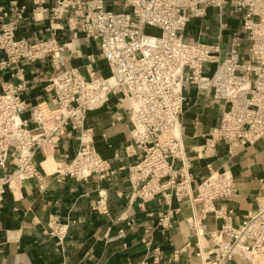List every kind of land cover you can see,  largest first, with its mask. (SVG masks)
Masks as SVG:
<instances>
[{"label": "built area", "instance_id": "2783aa9c", "mask_svg": "<svg viewBox=\"0 0 264 264\" xmlns=\"http://www.w3.org/2000/svg\"><path fill=\"white\" fill-rule=\"evenodd\" d=\"M29 1L35 20L47 17L49 36L17 38L27 7L17 1L11 2L9 10L0 7V70L14 68L12 77L18 80L6 83L0 93V201L24 182L46 184L51 175L37 156L46 160L74 133L79 149L72 160L58 161L56 175L78 181L93 175L111 180L115 172L96 151L86 120L89 112L116 97L133 127L123 152L136 159L129 167L130 204L136 203L150 217V203L165 207L158 212L157 225L169 231L181 213L173 202L188 200L192 208L200 207L187 220L197 234L209 214L224 221L219 230L209 233L214 248L205 255L198 253L202 264H231L236 259L260 263L264 259V195L257 200L256 213L237 226L232 224L225 207L216 204L236 195L235 178L230 170L214 171L208 166L209 176L194 187V157L184 143L181 117L190 87L222 103L218 126L194 150L199 159L212 157L221 143L233 157L264 139V0H110L123 12L108 10L109 0H53L51 8L45 7L48 0ZM209 10L215 11L218 23L216 41H189L188 26L208 17ZM228 18L238 20L240 28L230 34V48L225 51ZM148 29L159 34H149ZM59 30L72 35L82 32L98 42L109 74H99L98 56L93 54L86 56L84 73L65 67L63 53L69 46L57 40ZM208 36L205 32L204 37ZM41 62L50 64L52 71L43 82L45 99L32 105L24 95L37 85L20 75ZM177 128L179 135L174 134ZM99 198L97 206L104 213L106 194L100 192ZM67 229L58 224L55 233L64 235ZM184 250L176 251L172 260L177 262Z\"/></svg>", "mask_w": 264, "mask_h": 264}, {"label": "crops", "instance_id": "0c3cea01", "mask_svg": "<svg viewBox=\"0 0 264 264\" xmlns=\"http://www.w3.org/2000/svg\"><path fill=\"white\" fill-rule=\"evenodd\" d=\"M12 1L27 7L17 38L35 40L49 36L45 33L49 26L47 17L42 21L35 20L31 1L0 0V7L9 10ZM52 5L53 0H48L45 7L51 8ZM106 5L110 11L125 10L110 0ZM214 14V10H209L205 23L189 25L186 38L214 43L218 31ZM231 20L237 21L228 18V26ZM205 32L208 37H204ZM229 36L230 33L222 44L225 51L230 48ZM56 38L69 46L63 53L65 67L78 68L84 73L86 56L93 54L98 56L99 74H109L107 63L100 57L98 42L86 38L82 32L72 35L67 30L57 31ZM2 57L0 54V61ZM13 69L0 70V93L6 83L18 82L12 77ZM51 71L50 64L41 62L28 66L25 76L20 75L29 84L37 85L24 95L29 104L45 99L42 86ZM185 94L187 100L181 117V133L188 153L194 157L193 185L198 186L209 176L208 166L214 171L230 170L237 193L216 205L224 206L229 221L237 226L249 214L257 212V200L264 195V139L233 157L221 143L212 157L197 158L194 150L204 145L206 137L218 126L222 103L213 101L211 94H200L194 86ZM24 116L28 117V114ZM86 127L92 130L94 147L103 159L109 161L114 176L111 180H101L97 175L88 181L63 179L51 170L52 161L44 163V156L38 155V163H42L51 175L46 184L36 180L24 182L19 188L8 190L0 201V264H202L198 253L205 255L214 248L209 233L219 230L224 221L209 214L197 234L187 220L198 214L200 207L192 208L190 201L184 200L173 202V208H181V213L174 217L173 229L159 228L158 212L165 207H160L157 202L150 203L148 212L153 213L150 217L136 203L131 205L129 202V167L136 159L127 158L123 152L131 142L133 127L129 114L118 105V99L112 97L105 107L89 112ZM174 134L179 135L180 129L177 128ZM77 135L74 133L72 138L61 142L54 152L56 161L66 157L72 160L76 156L79 149ZM100 192L106 194L104 206L107 211L104 213L97 206ZM122 216H129V219ZM131 220L134 223L129 225ZM58 224L68 226L64 235L55 233ZM182 249L185 250L178 261H173L174 253ZM231 264H264V259L260 263L236 259Z\"/></svg>", "mask_w": 264, "mask_h": 264}, {"label": "rangeland", "instance_id": "374dc122", "mask_svg": "<svg viewBox=\"0 0 264 264\" xmlns=\"http://www.w3.org/2000/svg\"><path fill=\"white\" fill-rule=\"evenodd\" d=\"M227 9H229V8H227ZM207 19H208V17H206V18H204L203 20H194V21H192L191 22V24L190 25H193V24H197V22L198 23H200V22H202V21H204V23L207 21ZM234 20H231V22H230V26H229V28H228V30H227V33L225 32V36H228L229 35V33L231 34L234 30H236L237 29V27L239 26V22H238V20L237 21H235V22H233ZM199 30H200V28H199ZM147 33H149V34H154V35H158L159 34V31L158 30H154V29H148L147 30ZM207 33V32H206ZM53 164H52V166H50V168H51V170L52 171H55V168H56V164H55V162H52ZM55 174H57L56 172H55Z\"/></svg>", "mask_w": 264, "mask_h": 264}, {"label": "bare ground", "instance_id": "6f19581e", "mask_svg": "<svg viewBox=\"0 0 264 264\" xmlns=\"http://www.w3.org/2000/svg\"><path fill=\"white\" fill-rule=\"evenodd\" d=\"M49 161L55 162V164H56L55 171H56V173H57V171H58V161L55 160L54 153H48V155H47V159L44 160V163H45V162H49Z\"/></svg>", "mask_w": 264, "mask_h": 264}]
</instances>
